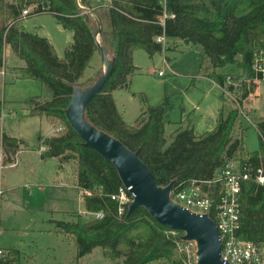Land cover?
<instances>
[{
	"label": "trees",
	"instance_id": "1",
	"mask_svg": "<svg viewBox=\"0 0 264 264\" xmlns=\"http://www.w3.org/2000/svg\"><path fill=\"white\" fill-rule=\"evenodd\" d=\"M39 12L52 13L63 27L73 31V43L63 56L49 38L22 25L26 16ZM98 22L100 43L108 55L115 56V65L102 90L88 103L86 118L138 151L158 185L174 180L171 194L176 197L178 190L193 181L212 179L231 162L248 165L252 171L264 167V116L256 115L255 107L246 99L259 87L257 80L264 83L262 73L254 69L256 59L264 58V0H106L101 5L92 0H0V70L5 66V47L9 46L24 61L20 75L42 83L45 94L24 101L32 113L54 124L53 132L43 139L42 151L44 156L59 158L62 166L70 165L83 192L85 210L56 220L53 230L73 241L77 259L100 247L106 257L120 264H187L188 253L180 246L190 242L182 238V231L157 222L144 206L131 214L129 207L119 212L118 202L112 198L123 185L116 167L84 144L67 117L73 86L89 85L101 72L100 66L96 73L86 76L95 53H100L95 37ZM158 36H164L165 42L158 41ZM171 39L198 46L203 54L202 74L220 89H236L239 103L252 111L259 132L257 150L246 147V120L222 89L223 103L211 130L196 131L190 121L167 136L173 108L168 98L161 104L145 106L132 122L123 118L114 91L130 88L137 69L135 51L144 49L153 56L168 48ZM227 98L234 106L226 105ZM3 110L0 100V116ZM23 145L22 139L9 136L0 126V149L4 152L0 165L13 163ZM203 187L210 193L220 189L216 184L209 187L203 183ZM240 204L239 236L263 246L264 184L245 181ZM21 256L19 249H9L0 256V264H21Z\"/></svg>",
	"mask_w": 264,
	"mask_h": 264
},
{
	"label": "rangeland",
	"instance_id": "2",
	"mask_svg": "<svg viewBox=\"0 0 264 264\" xmlns=\"http://www.w3.org/2000/svg\"><path fill=\"white\" fill-rule=\"evenodd\" d=\"M28 9H32L31 6ZM22 25L49 38L60 57L73 43V31L63 27L52 13H31L22 20ZM7 49L10 51L9 47ZM202 57L198 46L181 39H171L168 48L153 56L144 49H137V69L131 77L130 88L115 92L123 118L132 122L145 106L161 104L168 98L173 108L166 125L167 136L190 121L196 131L213 129L223 100L220 87L200 70ZM6 59L10 67L24 64L12 52ZM101 59V54L96 52L86 76L96 73ZM4 87L5 122L2 125L9 135L22 139L24 145L15 166L0 170L5 182L1 187L9 189L0 197V249L3 250L0 256L17 248L22 254L21 264H120L106 257L100 247L77 259L73 241L53 230L56 220L85 210L83 192L77 186L70 165L62 166L59 158L42 156L44 151H39L54 124L43 115L27 114L24 101L30 96L45 94L42 83L18 73L17 77L6 76ZM246 99L255 107L256 115L264 116V83H260L254 93H248ZM226 105L234 106L229 98ZM244 127L246 147L257 150L260 141L256 126L246 120Z\"/></svg>",
	"mask_w": 264,
	"mask_h": 264
},
{
	"label": "water",
	"instance_id": "3",
	"mask_svg": "<svg viewBox=\"0 0 264 264\" xmlns=\"http://www.w3.org/2000/svg\"><path fill=\"white\" fill-rule=\"evenodd\" d=\"M89 11L98 19L93 9ZM98 23L95 37L102 57L101 72L91 84L73 86L71 101L66 108L70 123L84 144L111 161L123 184L131 186L134 200L129 205L128 214L138 206H144L157 222L182 231L184 240L195 241L197 264H223L221 236L216 222L208 214L196 213L173 199L174 180L166 186L158 185L138 151L130 149L120 139L86 118L88 103L102 90L115 65V56L108 55L100 43L101 24Z\"/></svg>",
	"mask_w": 264,
	"mask_h": 264
},
{
	"label": "built area",
	"instance_id": "4",
	"mask_svg": "<svg viewBox=\"0 0 264 264\" xmlns=\"http://www.w3.org/2000/svg\"><path fill=\"white\" fill-rule=\"evenodd\" d=\"M29 9L23 11L26 15ZM158 41L165 42L164 36H158ZM254 69L262 73L264 77V58H257L254 63ZM262 83V80H257ZM264 81V80H263ZM236 87L240 86L239 83L234 84ZM222 91L231 100L237 103L240 112L245 120L254 124L253 114L250 109L244 107L239 103L236 89L233 91L226 87L221 88ZM3 102V99L0 98ZM2 116H0V123ZM58 127L57 129H60ZM45 148L42 147L41 150ZM247 180H254L257 183L264 184V167H258L252 171L248 165L239 166L236 162H231L227 166L220 169L210 180L193 181L191 185L182 188L176 192V197H172L183 206L191 209L199 214H208L215 222L220 231L221 236V257L223 264H264V245L258 246L253 241L243 239L238 234L240 225V193L243 185ZM203 183H207L210 187L212 184L220 186V189L214 190L210 193L205 190ZM2 190H0V194ZM112 198L118 202L119 212L123 213L130 203L134 200V192L131 191V186L121 185L113 195ZM214 215L215 219L211 216ZM100 217L103 214H98ZM190 244L180 246L188 253L187 264H197L196 258V243L189 241ZM3 250L0 249V254ZM192 255L195 258H192Z\"/></svg>",
	"mask_w": 264,
	"mask_h": 264
},
{
	"label": "crops",
	"instance_id": "5",
	"mask_svg": "<svg viewBox=\"0 0 264 264\" xmlns=\"http://www.w3.org/2000/svg\"><path fill=\"white\" fill-rule=\"evenodd\" d=\"M93 2H95L96 1V3H95V5H101L102 3H105L106 2V0H92ZM7 47H9V46H6L5 47V66L3 67V69L2 70H0V94L2 95H0V98H2V99H4L3 98V88L5 89V81H6V76H10V75H12V76H15V77H17V75H18V73H19V67L21 66H19V65H17V66H14V67H10V66H8V64H7V59H6V57L11 53V51H8V49H7ZM134 61H135V53H134ZM102 65V64H101ZM17 67V68H16ZM20 74V73H19ZM214 82V81H213ZM218 86V85H217ZM117 91V90H116ZM116 91H114V96H115V98H116V101H117V97H116ZM6 100V99H5ZM117 104H118V102H117ZM22 106V105H21ZM11 114H13L12 112H11ZM27 114H33L31 111H30V109H27ZM2 122L4 123L5 122V118H4V113L2 114V120H1V123H0V126L2 127V130H4L5 131V127H4V125H2ZM6 132V131H5ZM53 132V128L51 129V131L49 132V134L48 135H50L51 133ZM6 134H8L7 132H6ZM9 135V134H8ZM47 135V136H48ZM9 136H12V135H9ZM15 137V136H14ZM42 147H44V146H41L40 147V149H39V151H42L41 149H42ZM3 155H4V152H3V149H0V161L2 162V158H3ZM18 155V154H17ZM17 155H16V159H15V161L13 162V163H9V164H1L0 165V170L2 169V168H4V167H6V166H15V164H16V161H17ZM42 156H44V155H42ZM3 185H5V182L2 180V178H1V176H0V190H2V193H1V196H2V194H4V190H9L8 188H5L4 189V187H1V186H3ZM7 187V186H6Z\"/></svg>",
	"mask_w": 264,
	"mask_h": 264
}]
</instances>
